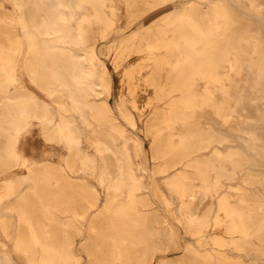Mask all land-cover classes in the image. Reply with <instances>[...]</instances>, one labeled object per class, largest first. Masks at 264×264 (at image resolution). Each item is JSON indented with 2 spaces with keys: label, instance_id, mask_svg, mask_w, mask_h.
<instances>
[{
  "label": "bare ground",
  "instance_id": "bare-ground-1",
  "mask_svg": "<svg viewBox=\"0 0 264 264\" xmlns=\"http://www.w3.org/2000/svg\"><path fill=\"white\" fill-rule=\"evenodd\" d=\"M13 1L17 13H7L10 20L0 17V74L13 73L6 64L21 56L24 43L27 60L57 63V69L34 64L27 69L49 93H53L54 85L65 89L70 100L59 96L60 110H68L70 103L83 119L106 122L103 126L106 136L121 141L119 150L123 154V159L113 166L114 172L107 183L112 191L102 203L98 202V191L90 193L87 183L76 179V193L67 195L64 187L72 183L74 174H54L48 162L31 160L25 155L20 157L15 146L18 131L28 116L37 117L42 124L54 120L50 103L31 89L22 95H3L0 114L13 132L0 144V152L7 156L0 161L1 169L9 161H18L27 171L22 178L26 188L17 193L18 178L11 175L0 178V200L15 195L13 201L21 215L28 219L37 217L41 224L33 230V239L17 235L15 249L25 251L31 264H87L75 249L86 251L88 256L94 255L93 251L86 239L75 244L67 226H74L76 234L85 233L80 221L94 209L88 235L99 232L97 220L104 217L113 232L141 244L145 240L142 234L149 215L156 213L155 208L147 206L155 202L162 209L160 215L173 239L180 231L171 218L178 219L186 234L195 237L196 242L184 245L180 242L179 247L193 257L196 264H224L233 257L232 250L244 251L240 256L245 258L253 251L254 263L264 264V179L263 190L233 182L224 188L225 178L233 177L246 161L264 165V144L258 141L264 139V9L259 6L260 0H233L230 6L225 0L183 3L142 29L108 43L102 50L103 38L110 31H116L118 0ZM144 1L150 9L168 0ZM247 4L249 11L243 8ZM27 9H31V13L27 14ZM111 48H114L115 59L135 50L141 53L142 61L122 71L121 81L127 85L113 91V107L108 102H101L99 106L91 97L99 90L95 60L101 59L100 53ZM148 65L153 67L144 74ZM163 65H169V69L165 77L159 78L157 75H162ZM251 67L256 68L252 82L247 75ZM102 73L107 77L106 91H110L111 77L104 68ZM137 74L142 75L141 78H136ZM5 85L2 80L0 90ZM126 90L130 94L128 98L124 96ZM140 90L153 92L147 103L152 104L153 114L160 113L157 122L147 126L153 140L179 137L178 143L169 141V147L161 151L162 162L150 164L146 159L149 153L129 132L134 129L135 119L128 102L138 107L134 95ZM253 90L255 95L251 94ZM86 108L91 110V116L86 115ZM208 108L221 120L229 115L240 119L243 109L253 110L258 122L231 124V128L243 132L237 135L241 148L230 147L225 153L213 143L228 139V133L223 128L201 123L204 110ZM57 127L63 130L64 122L59 120ZM130 138L136 141L133 150L128 143ZM209 146L211 149L207 151ZM68 148L78 156L77 143L71 140ZM67 162L69 168L74 169V163ZM156 173L162 174L168 192L161 188ZM255 173L248 168L247 174ZM52 177H56L55 183ZM30 198L40 203L38 214L27 211L26 203ZM79 202L85 204L77 210L75 204ZM66 216L72 220L58 222L64 235L62 243L48 242L52 230L45 220ZM3 230L8 234V227L4 226ZM159 231L157 228L155 232ZM133 247L113 243L117 258ZM150 248L157 250L160 246L154 243ZM93 261L89 259L88 264ZM0 263H15L2 244ZM159 264H168V261L161 259Z\"/></svg>",
  "mask_w": 264,
  "mask_h": 264
},
{
  "label": "rangeland",
  "instance_id": "rangeland-1",
  "mask_svg": "<svg viewBox=\"0 0 264 264\" xmlns=\"http://www.w3.org/2000/svg\"><path fill=\"white\" fill-rule=\"evenodd\" d=\"M192 1L196 2L200 0H168L156 4L148 9L145 6L144 0L135 2L133 0H118L119 9L116 17V31H110L109 34L103 38L107 43L104 41V43H102V46L104 47H100V50L105 48V45H108V43L117 40V38L122 37L123 35H128L129 33H134L139 29H142L144 26L151 24L155 18L164 15L166 12L171 10L172 7H179L183 3L188 4ZM225 2L230 6L233 0H225ZM259 6L264 9V0L259 1ZM243 8L248 10V4ZM13 12L14 14L17 13L13 0H0L1 19L10 20L6 14ZM29 13H31V9H27V14ZM17 26L19 25L17 24ZM75 46L76 47L74 48L78 49L77 45ZM26 49V43H24L21 56L18 59L11 60L8 64H6V67L11 69L13 73L0 74V82L4 80L7 84L0 90V99L3 95L7 94L22 95V93H24L27 89H31L36 92L39 97L50 103L51 114L54 115V120L52 122L42 124L37 117L32 115L28 116L25 124L18 131L17 141L15 143L18 154L20 157L25 155L31 160L48 162L50 169L54 172V174H59L61 172L74 174L76 177H73L72 183L64 187V192L67 193V195H74L77 191L76 182L78 181L76 180L83 181L87 183L86 189L89 190L90 193H93L95 190L99 192L100 198L98 202L102 203L107 194L112 191V187H108L107 183L114 172L113 166L117 163V161L123 159V154L119 150L121 141L118 138L106 136V128H103V126L106 125V122H99L94 119L87 121L83 119L72 104L69 103L68 110H60L57 98L60 96L65 100H70L65 89L61 90V87L54 85L53 93H49L39 84L37 81L38 78L34 79L30 76L27 69L30 64H34L38 67H50L57 69V63H51L50 61L45 63L40 60L38 61V59L27 60L25 58ZM100 56L101 59L95 60V66L97 67L95 79L99 82V90L92 94L91 97L98 101L99 106L101 105V102H108L109 105L113 107L115 103L113 91L115 89H120L122 85H127L121 81V78H123L122 71L129 66H134L138 62H141V53L132 50L130 53H126L122 57L115 59L114 48H111L108 51L104 50L103 53H100ZM152 67L153 65L146 66L143 73L145 74L147 71H151ZM59 68L62 69L61 67ZM102 68H104L105 71L107 70L108 75L111 77L112 88L110 91H106L107 77L106 74L102 73ZM167 69H169V65H163L161 69L163 71L162 75L157 76H159V78L165 77ZM255 71V67H251L248 70L247 75L249 76L250 82H252L255 78ZM141 76L142 75L137 74L136 78H141ZM8 77H13V79L10 81V79L8 80ZM152 93V91H138L134 95L138 99V107L128 102L132 115L135 119L134 129L129 132L137 137V140L141 143L142 147L149 153L146 159L150 164L163 161L161 151L169 147V141L172 143H178L179 141V137L177 135H174L172 138H159L154 141L151 134L148 132L147 126L156 123V117L160 115V113L153 114L152 104L147 103V98ZM251 94L255 95L256 92L253 90ZM124 96L126 98L130 97L128 90L125 91ZM254 100L255 99H253V101ZM256 100L258 99L256 98ZM262 100L264 101V98ZM1 106L2 101L0 100V107ZM158 110H160L159 107ZM85 111L86 115L91 116V110L89 108H86ZM240 113L243 114H239L241 116L240 119L239 117L229 115L226 120H221L222 118H220L219 115L215 114L211 108H208L204 110V115L201 117V121H203L201 123L203 126L212 125L214 128H223V131L228 133V139H225L222 142L215 141L213 143L223 148L225 153L228 152L227 149L230 147H235L237 149L241 148L240 139L237 135L243 132L236 128H231V124L234 123L235 125H238L239 122H242L243 124H255L258 122L253 110L243 109V113ZM59 120H62L65 124V128L63 130L58 129L57 127ZM179 126L182 125L179 124ZM12 132L13 129L8 127L7 120L0 114V144L3 141H6ZM26 135L35 137V142L37 144L36 153L33 151H27L26 153L23 147L25 140L28 139L26 138ZM231 137H233V139ZM71 140L77 143L79 147L80 152L78 156L71 153L68 148V144ZM258 141L261 144H264V139H259ZM135 142L136 141L134 139H129L128 143L132 150L136 144ZM210 149V146L206 148L207 151ZM239 151L244 152L242 149ZM249 154L253 156L252 152ZM5 157L7 156L0 152V161L5 159ZM141 160L144 161V157H142ZM67 161L74 163V169L71 170L69 168ZM5 165L6 167L1 169L0 164V178L7 175L18 178L19 180L15 183L16 193L18 191L20 192L23 188H26L22 178L26 174L25 172L27 171V167L18 161H9ZM248 168L257 172V174H247ZM172 169L176 168H171V170ZM156 178L160 182L161 188L168 192L167 187L162 182V174L156 173ZM263 179L264 165L261 163L255 164L246 161L243 168L237 169V172L233 177L225 178L224 188H228L227 184L233 182L232 184H245L250 188L256 187L263 190ZM52 181L55 183L56 177H52ZM14 198L15 195H11L10 197H5L0 200V244L4 245L7 253L15 262L14 264H31L25 251L15 249V238L17 235H21L29 239H33V230L41 224L39 223V219L37 217L28 219L21 215L20 208L14 204ZM84 204V202L76 203V209L80 210ZM39 206L40 203L34 198H30L26 203L27 211L34 214H38L40 211ZM147 207L153 209L155 208L154 210L156 213H151L149 215L147 225L144 227V232L142 234L145 240L141 244H136L123 238L120 234L113 232L112 226L108 224V220L104 217H100L97 220V228L99 229V232L88 235L87 230L89 228V221L93 213L92 211H94V209H90L89 216L80 221V227H82L85 233L76 234L74 226L69 225L67 227L70 235L74 236V243L79 244V242L86 239L90 246V250L93 251L92 253L94 255L88 256L86 251H83L78 247L75 249V253L82 255V260L87 264L89 259L94 260L91 264H102L99 262L100 260H106L109 262L114 261L113 264H139L145 261L150 262V264H159L161 259H166L168 264H196L193 257L188 256L187 253L183 252L179 247L181 243L184 245L189 241L196 242L195 237L186 234L183 225L180 224L178 219L171 218L180 231L178 233V237L173 239L167 228L166 222H163V217L160 215L162 209L158 208V203L154 202ZM54 210L58 211L59 209ZM68 215L69 214H67V216ZM67 216L59 219L45 220L48 222L47 227L52 230L49 235L48 242L54 244L62 243L64 235L60 232L62 225L58 222L72 220L70 216ZM1 221L5 222V225L2 224ZM4 226L8 227V234L4 232ZM157 228L160 230L158 233L155 232ZM31 242L38 247L35 241ZM113 243L121 246L134 245V247L130 250L123 251V256L117 258V252L113 251ZM154 243H157L160 248L152 250L150 245H153ZM240 253H244V251L232 250L231 254L233 257L230 261L225 262L224 264H255V256L253 255L255 252H250L246 258L241 257ZM35 264L43 263L37 262Z\"/></svg>",
  "mask_w": 264,
  "mask_h": 264
},
{
  "label": "crops",
  "instance_id": "crops-1",
  "mask_svg": "<svg viewBox=\"0 0 264 264\" xmlns=\"http://www.w3.org/2000/svg\"><path fill=\"white\" fill-rule=\"evenodd\" d=\"M26 138H28V139H26L24 144H23V147H24L26 153H27V151H30V152L33 151L36 153L37 144L35 142V137H33L31 135H26ZM29 139H30V141H29Z\"/></svg>",
  "mask_w": 264,
  "mask_h": 264
}]
</instances>
